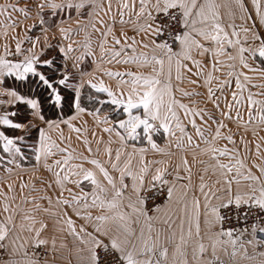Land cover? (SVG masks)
Returning a JSON list of instances; mask_svg holds the SVG:
<instances>
[{
	"label": "snow or ice",
	"instance_id": "1",
	"mask_svg": "<svg viewBox=\"0 0 264 264\" xmlns=\"http://www.w3.org/2000/svg\"><path fill=\"white\" fill-rule=\"evenodd\" d=\"M0 264H264V0H2Z\"/></svg>",
	"mask_w": 264,
	"mask_h": 264
},
{
	"label": "rangeland",
	"instance_id": "2",
	"mask_svg": "<svg viewBox=\"0 0 264 264\" xmlns=\"http://www.w3.org/2000/svg\"><path fill=\"white\" fill-rule=\"evenodd\" d=\"M0 2H2V0H0Z\"/></svg>",
	"mask_w": 264,
	"mask_h": 264
}]
</instances>
